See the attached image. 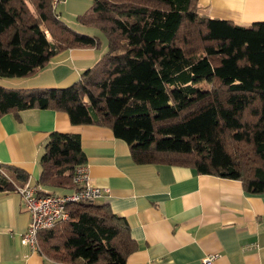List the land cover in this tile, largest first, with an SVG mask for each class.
I'll return each instance as SVG.
<instances>
[{
  "label": "trees",
  "instance_id": "trees-1",
  "mask_svg": "<svg viewBox=\"0 0 264 264\" xmlns=\"http://www.w3.org/2000/svg\"><path fill=\"white\" fill-rule=\"evenodd\" d=\"M59 3L0 0V79L33 77L68 50L99 49L97 37L61 21ZM76 20L103 35L106 51L67 88L0 86V118L61 112L73 126L110 129L135 164L190 168L264 194V23L211 18L199 0H92ZM86 163L79 135L52 132L35 186L68 193ZM28 178L23 168L0 164V192ZM68 209L71 220L38 232V252L48 259L125 264L137 249L126 220L108 205Z\"/></svg>",
  "mask_w": 264,
  "mask_h": 264
},
{
  "label": "crops",
  "instance_id": "crops-1",
  "mask_svg": "<svg viewBox=\"0 0 264 264\" xmlns=\"http://www.w3.org/2000/svg\"><path fill=\"white\" fill-rule=\"evenodd\" d=\"M60 2L68 17L61 14V21L64 18L67 26L79 32L77 27L84 26L76 18L90 8L92 0ZM199 8L202 14L236 25L264 23V0H199ZM84 29V34L93 36ZM103 53L68 50L35 76L16 82L1 79L0 86L67 88L98 61L96 54ZM69 67L72 71L67 73ZM19 119L10 114L0 118V164L23 168L27 181L35 185L48 135H79L91 182L108 190L93 203L106 204L124 218L137 244L125 264H202L208 255L218 256L214 264H264V194L248 193L240 181L198 175L190 168L135 164L127 144L110 129L73 126L61 112L30 109L21 111ZM28 221L20 194L0 192V264H68L20 243Z\"/></svg>",
  "mask_w": 264,
  "mask_h": 264
},
{
  "label": "built area",
  "instance_id": "built-area-1",
  "mask_svg": "<svg viewBox=\"0 0 264 264\" xmlns=\"http://www.w3.org/2000/svg\"><path fill=\"white\" fill-rule=\"evenodd\" d=\"M74 183L76 187L66 194L42 193L40 188L29 181L17 187L16 191L20 194L29 216L27 228L20 239L22 245L38 251V232L51 228L59 222L71 220L68 209L70 204L93 202L108 193L107 189L91 182L86 165L75 170ZM217 257V255H208L203 259L202 264H214Z\"/></svg>",
  "mask_w": 264,
  "mask_h": 264
},
{
  "label": "rangeland",
  "instance_id": "rangeland-1",
  "mask_svg": "<svg viewBox=\"0 0 264 264\" xmlns=\"http://www.w3.org/2000/svg\"><path fill=\"white\" fill-rule=\"evenodd\" d=\"M56 4V3H55ZM55 11H56V13L59 15V17H61V14H62V16L66 19H68V17L66 16V13L67 12H65V8H64V6L62 5V3L60 2L57 6H55ZM62 19V21L63 22H66V20L65 19ZM71 18V17H70ZM73 23V22H72ZM81 25V24H80ZM77 28H79L80 29V33H82V34H84V32L86 31V29H84V27H77ZM87 28V27H86ZM82 31V32H81ZM88 32L89 33H92L93 34V36H95V37H97L98 39H99V41H100V47H99V49L98 50H96V53L98 54V53H100V55H101V52H105L106 51V49H107V42H106V39L103 37V35L99 32V31H97V30H95V29H93V28H90V27H88ZM95 55V58H97L98 57V59L100 58V55L98 56V55ZM94 58V59H95ZM97 59V60H98ZM69 69V70H68ZM68 69H66L67 70V73H69V72H71L72 70H71V68L69 67ZM1 80V79H0ZM5 80V79H4ZM6 80H11V82H16V81H14V80H24V79H6Z\"/></svg>",
  "mask_w": 264,
  "mask_h": 264
}]
</instances>
